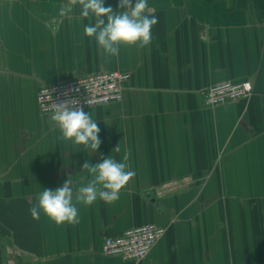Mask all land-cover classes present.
Wrapping results in <instances>:
<instances>
[{"label": "crops", "instance_id": "0c3cea01", "mask_svg": "<svg viewBox=\"0 0 264 264\" xmlns=\"http://www.w3.org/2000/svg\"><path fill=\"white\" fill-rule=\"evenodd\" d=\"M148 5L151 44L110 57L79 6L59 15L68 0H0V264H264V0ZM111 69L130 73L123 99L84 108L100 148L58 140L38 88ZM243 79L248 98L203 105V88ZM126 150L135 175L119 200L74 199L78 223L32 219L44 189L68 179L75 192L85 162ZM148 223L165 232L143 259L101 252L106 236Z\"/></svg>", "mask_w": 264, "mask_h": 264}, {"label": "clouds", "instance_id": "9594fccd", "mask_svg": "<svg viewBox=\"0 0 264 264\" xmlns=\"http://www.w3.org/2000/svg\"><path fill=\"white\" fill-rule=\"evenodd\" d=\"M76 6L81 9V17L94 20V23L84 27V34L90 39L94 38L96 44L110 57L119 56L122 47L136 46L143 49L152 42V27L158 23V18H149L146 14L148 0H118L121 11L105 6V0H68V6L62 7L59 15L66 16ZM51 121L59 129L58 140L70 141L74 146L82 145L90 152L100 148L102 141L99 138L98 122L77 101L55 104ZM114 151L120 152L119 145ZM130 155V151L126 150L120 162L111 156L95 164L85 162L82 169L87 170L89 176L87 185L80 186L74 192L72 182L67 179L62 187L44 189L29 209L32 219L39 220L43 213L57 225L78 223V209L74 199L76 203L87 206L98 199L105 204L119 200L121 191L135 175L130 170Z\"/></svg>", "mask_w": 264, "mask_h": 264}, {"label": "built area", "instance_id": "2783aa9c", "mask_svg": "<svg viewBox=\"0 0 264 264\" xmlns=\"http://www.w3.org/2000/svg\"><path fill=\"white\" fill-rule=\"evenodd\" d=\"M129 78V72L111 69L43 84L36 92L37 107L42 114L51 118L55 104L59 105L65 101L75 100L83 108L120 102L123 99L125 82ZM253 89L249 79L227 80L203 88L200 94L204 106L214 107L248 98ZM164 232L165 228L153 223L131 227L120 234L106 236L101 252L123 260L138 261L150 252Z\"/></svg>", "mask_w": 264, "mask_h": 264}]
</instances>
